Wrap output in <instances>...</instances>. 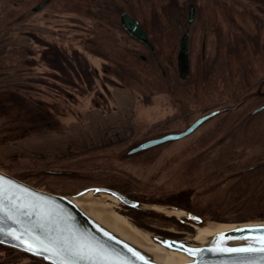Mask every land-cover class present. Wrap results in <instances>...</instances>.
I'll list each match as a JSON object with an SVG mask.
<instances>
[{"label":"rangeland","instance_id":"rangeland-1","mask_svg":"<svg viewBox=\"0 0 264 264\" xmlns=\"http://www.w3.org/2000/svg\"><path fill=\"white\" fill-rule=\"evenodd\" d=\"M40 1L44 0H0V30H7L0 31V38L6 34L7 40L12 37L19 40L16 35L22 32L30 44L9 49L0 56V66L25 61L36 50L40 68L32 76L27 75L26 83L16 91L6 93L29 103L22 102V114H17L20 110L17 107L13 122L7 123L0 134L16 141L19 135L35 131L34 126L39 131L51 128L63 131L66 122L80 119L85 108L102 106L117 85L133 87L141 101L149 95L151 101L163 100L173 109L149 133L139 135L137 130L136 138L124 144L93 151L112 148L103 151L108 161H99L95 168L68 166L72 159L85 157L71 154L64 159L38 163L11 158L0 163V170L22 181L38 183L42 190L68 196L91 187L116 190L119 181H125L131 184L130 190L121 191L128 197L142 195L153 201L144 203L161 207L166 205L154 201L182 189H192L194 198L200 197L202 203H224L221 210L225 215L218 220L205 219L224 227L241 223L233 220L240 217L236 214L244 202L248 198L257 199L258 190L264 191V181L254 179L255 172L245 173L261 163L253 160L250 152L246 156L251 162L236 161L229 169L224 167L243 152L241 140L253 137L254 145L258 137L264 136V110L253 114L264 105V0H191L196 4L191 25L179 19L181 12L173 8L183 7L186 0H52L44 10L34 13L33 8ZM124 13L143 26L153 45L152 51L123 28L120 17ZM21 24H25L20 28L22 31L16 28ZM184 28L189 33L187 74H182L177 65ZM90 53L99 57L98 63L85 58ZM45 57L53 62V67L47 70ZM62 59L69 64L63 65ZM31 96L39 101H53L52 108L44 102L31 107ZM214 110L223 112L188 137L129 155L139 143L181 133ZM241 113L248 117L249 123L241 119ZM229 137H234L235 145L219 155ZM212 155L221 156V163L211 166L205 162ZM48 170L72 171L75 175L69 177L82 178L83 182L76 185L68 179H59L61 175L46 173ZM238 185L236 192L234 188ZM252 186L253 190L246 193ZM90 195L147 233L184 237L193 232V228H186L187 224L177 219L132 210L118 200L104 199L101 194ZM132 211L150 216L141 217ZM5 251L16 256L17 264H46L17 250Z\"/></svg>","mask_w":264,"mask_h":264},{"label":"water","instance_id":"water-1","mask_svg":"<svg viewBox=\"0 0 264 264\" xmlns=\"http://www.w3.org/2000/svg\"><path fill=\"white\" fill-rule=\"evenodd\" d=\"M120 22L130 36L145 46L153 47L145 29L132 15L122 14ZM177 65L182 74L189 73L188 33H185L180 40ZM262 110L264 105L254 110L253 114ZM220 113L222 110L205 114L181 133L145 140L133 147L129 155L188 137L204 122ZM46 173L61 176L75 175L72 171L48 170ZM0 187L4 189L7 197L3 200V212H0V228H3V232H0V245L25 253L46 264H62V261L50 252L41 250L37 254L36 251L29 250L24 241L36 243L34 238L39 237L44 242V247L52 245L53 242L55 245L63 244L68 247H75L78 244L90 245L91 251L88 254L91 259L74 260L72 264H264V251H260L264 248V221L238 223L236 227L216 232L203 243L196 242L194 236H188L190 233L184 237H166L148 233V238L162 249L191 259L180 263H164L155 260L151 253L122 238L88 214L77 204L76 198L87 193L108 195L129 209L177 219L193 228L191 234L195 233L194 227L207 228L217 223L183 209L165 206L169 211L176 210L182 213L178 217L169 211L156 208L158 205L131 199L120 191L107 187L87 188L75 196L55 194L17 179L2 170H0ZM12 231L21 239L16 240L9 234ZM233 249L249 250L233 251Z\"/></svg>","mask_w":264,"mask_h":264},{"label":"crops","instance_id":"crops-1","mask_svg":"<svg viewBox=\"0 0 264 264\" xmlns=\"http://www.w3.org/2000/svg\"><path fill=\"white\" fill-rule=\"evenodd\" d=\"M24 26L25 24H21L16 28L21 30L20 28ZM0 31L4 33L7 30ZM16 36L20 37L19 40L13 37L7 40L6 34L1 35L3 39L0 38V56L11 48L30 45L22 32ZM38 56V52L33 50L25 61L0 66V133H4L7 123L13 122V116L22 114V102L29 103L22 97L6 96V93L12 89L16 91L17 87L26 83L27 75L32 76L33 72L40 69L37 63ZM86 57L98 63L97 55L90 53L88 56L85 54ZM60 62L63 65L69 64L64 59ZM44 63L47 67L45 70L53 67L49 57H45ZM109 96L102 106L94 105V107L85 108L80 119H69L63 131H53V128L39 131L34 126L35 131L25 136L19 135L16 141L13 137L0 134V163L11 158L33 163L44 160L54 161L67 158L71 154H86L116 144H124L123 142L136 138L137 130L140 132L139 135L149 133L148 130L161 123L162 119L166 118L165 114L172 108V106H166L163 100L151 101L149 95L142 101L139 100L141 97L133 87L128 85L114 86ZM31 97L30 105L33 108L42 102L45 106H51V108L53 106V101L42 98L39 101L34 96ZM17 107L20 109L18 113ZM154 117L157 120L154 119L153 123ZM18 262L15 255L0 249V264H17Z\"/></svg>","mask_w":264,"mask_h":264},{"label":"trees","instance_id":"trees-1","mask_svg":"<svg viewBox=\"0 0 264 264\" xmlns=\"http://www.w3.org/2000/svg\"><path fill=\"white\" fill-rule=\"evenodd\" d=\"M40 2H38V3H40ZM241 114H239L240 116H242L241 119H243L244 122L249 123L250 121H248V117L244 118V116H243L244 114L243 113H241ZM253 139H254L253 137H252V139H248L247 137H245V139L241 140V144L244 148L243 152L237 156V159L235 161H233L234 160L233 159L232 160L233 162H231L226 167H224V170L229 169L233 164L236 163V161L249 160L250 157L247 158L246 155L250 154V152H251V154L253 153L252 154V156L254 158L253 160L258 161V163H261V164L259 166L254 167L255 169L252 168V170H249L245 174L255 172L256 174H255L254 179H258L259 183H262L264 181V136L258 137L257 142H256L257 144H254L255 146L252 144ZM225 140H228V144L222 146L223 143H220L221 145H219V146L220 147L222 146L223 148H222V150H220L221 153L219 155H224L227 152V150L231 147L233 148V146L236 143V141L234 140V137H232V138L229 137L228 139H225ZM256 145H257V147H256ZM255 148H257V149H255ZM107 150L111 151L112 148L105 149V150L98 151V152H93V153H90L87 155L85 154L84 155L85 157L83 156L84 158H80L79 160L72 159L73 160L72 161L70 159L72 162H69L68 166H74L77 169H83V168L85 169L87 167H90V169L95 168V165L99 164V161L104 162V163L106 161H108V159L106 160L107 157L104 156V154H103V151H107ZM220 157L218 156V158H217L214 156L213 157L210 156V157H207L208 159L205 158L206 161L205 160H203V161L210 163V165L212 166L215 163H218V164L221 163ZM248 162H251V161L249 160ZM45 177H48V176H45ZM49 177H51V176H49ZM58 178L59 179H68V182L72 181L76 185L83 182L82 178H79V177L62 176V177H58ZM25 182H27V183H29V184L37 187V188H40L38 183H32V182H30V180H28V181L25 180ZM119 183H120L119 187H118V185H115L119 188L118 189L116 187L117 188L116 190H118L121 193H123L124 195H126L123 191H121V189L127 188L130 190L131 184L128 182H125V181H119ZM238 190H239V185L234 188V191L239 192ZM249 190H253V186L251 188L249 187V189L246 191V193L249 192ZM193 192L194 191L192 189H182L178 192H175V193L166 195L162 198H159L158 200H155L154 202H158L160 204L169 206L171 208H181V209L186 210L188 212H191L197 216H200L203 218L206 217L207 219H210V220H218L219 219L218 217L220 215H225L224 212L221 210L224 203L219 204V205L217 202L202 203V201L200 200V197H197L198 200L194 198ZM255 195L256 196L258 195L257 199L256 198H254V199L248 198L250 200H247V202H244L245 205L242 207V210H240L236 214L237 216H240V217L234 219L233 220L234 223H236V222L242 223V222H248V221H252V220H254V221L264 220V191L261 190V192H260L258 190L257 192H255ZM129 197L131 199L141 201V202H153L151 200H147V198L142 196V195L136 196V197H132L129 195ZM206 213H209V214H206ZM133 214L139 215L141 217L150 216L147 214L136 213V212H133ZM186 228L191 229L190 226H188ZM169 236L170 237H178V236H172V235H169ZM0 248H2L4 250L14 251V250H12V248L4 247L2 245H0ZM21 254L27 256V254H25V253H21Z\"/></svg>","mask_w":264,"mask_h":264},{"label":"bare ground","instance_id":"bare-ground-1","mask_svg":"<svg viewBox=\"0 0 264 264\" xmlns=\"http://www.w3.org/2000/svg\"><path fill=\"white\" fill-rule=\"evenodd\" d=\"M104 199L117 202V199L111 198L110 196L104 195ZM77 204L88 214L93 216L99 222L113 230L122 238L135 244L136 246L145 249L151 253L155 260L164 263H180L191 260L181 254L167 251L156 245L150 238H148V233L135 226H132L125 217L116 213L110 205L103 204L102 200H96L91 198L89 193L76 198ZM156 208L169 211L165 207L157 206ZM172 215L180 217L182 213L179 211H169ZM238 226L237 224L224 227L219 224H213L207 228L194 227V234H187L190 237L194 236L196 242H206L207 239L213 236L216 232L226 230Z\"/></svg>","mask_w":264,"mask_h":264},{"label":"snow or ice","instance_id":"snow-or-ice-1","mask_svg":"<svg viewBox=\"0 0 264 264\" xmlns=\"http://www.w3.org/2000/svg\"><path fill=\"white\" fill-rule=\"evenodd\" d=\"M99 191V190H97ZM7 197L4 194V189L0 187V212H3V200ZM24 215H28L24 213ZM0 232H3V228H0ZM9 234L13 235L16 240H20V236H16L15 232L12 231ZM37 242L33 243L31 241H24L29 250H34L39 254L42 250L44 252H50L53 255L60 258L62 264H72L74 260H90L91 256L88 254L91 251V246L86 244H78L75 247H68L66 245H55L53 242L52 245L44 247V242L39 239V237L34 238ZM249 249H233V251H248ZM260 251H264V248H261Z\"/></svg>","mask_w":264,"mask_h":264},{"label":"flooded vegetation","instance_id":"flooded-vegetation-1","mask_svg":"<svg viewBox=\"0 0 264 264\" xmlns=\"http://www.w3.org/2000/svg\"><path fill=\"white\" fill-rule=\"evenodd\" d=\"M51 1L52 0H45L44 2L41 1L40 3L36 4L35 5L36 7L33 8V12L34 13L41 12L42 10H44L46 8L47 4H49ZM183 2H184L183 7L178 8L177 6H173V8L178 10L179 12H181L180 14H178V18L179 19L183 18L182 20H186L187 24L191 25L194 22L195 16H196V12H195V10H196V6L195 5L196 4L194 2H191V0H186V1H183ZM187 10H189L188 11L189 15H188V18H185L186 17L185 11H187ZM185 33H188V30L184 28V32L181 34L180 40H181V38L183 37V35ZM152 49L150 48V50H152ZM144 60H145V58H144Z\"/></svg>","mask_w":264,"mask_h":264}]
</instances>
